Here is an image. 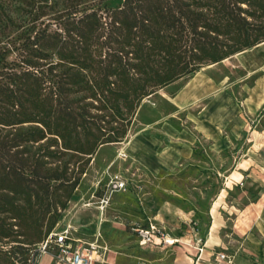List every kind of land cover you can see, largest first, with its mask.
I'll list each match as a JSON object with an SVG mask.
<instances>
[{"label": "trees", "instance_id": "trees-1", "mask_svg": "<svg viewBox=\"0 0 264 264\" xmlns=\"http://www.w3.org/2000/svg\"><path fill=\"white\" fill-rule=\"evenodd\" d=\"M106 1L0 14V264H37L79 182L63 156L123 141L146 98L264 42V0Z\"/></svg>", "mask_w": 264, "mask_h": 264}, {"label": "rangeland", "instance_id": "rangeland-1", "mask_svg": "<svg viewBox=\"0 0 264 264\" xmlns=\"http://www.w3.org/2000/svg\"><path fill=\"white\" fill-rule=\"evenodd\" d=\"M26 1L0 0V14L7 16L11 9L21 17ZM122 2L107 0L106 4L118 7ZM249 54L248 63L230 57L146 98L135 117H126L132 122L123 141L101 145L91 157L63 156L72 181L78 178L79 182L65 208L58 204L50 210L59 215L52 230L69 228L77 244L90 251L94 245L93 259H98L94 264H106V247L115 245L135 255L128 264H178V257L182 262L190 257L191 234L201 239L203 250L197 249L198 256L204 252L210 263L264 264V57ZM189 89L192 94L186 106L177 108L174 97ZM170 127L186 133L173 139L182 144L178 148L171 147ZM179 152L186 155L171 168L150 171L153 168L147 166L161 163L165 153ZM116 178L126 180L125 190H112ZM166 203L189 215L186 225L158 216ZM214 220H218L219 246L207 250ZM250 221L244 235L237 226ZM150 223L168 242L140 243L133 227ZM37 264L65 263L41 252Z\"/></svg>", "mask_w": 264, "mask_h": 264}, {"label": "crops", "instance_id": "crops-1", "mask_svg": "<svg viewBox=\"0 0 264 264\" xmlns=\"http://www.w3.org/2000/svg\"><path fill=\"white\" fill-rule=\"evenodd\" d=\"M250 51H253L254 52V55H258L260 54L261 56L264 57V42L249 49V50H246V51H243L241 53H239L238 55H236L235 57H240L239 59H241L242 62H249L251 61L250 57L251 55L249 54ZM222 62H225V61H222ZM192 94V90L189 89L187 91H182L180 92L177 96L174 97V103L175 105L177 106V108H184L187 104V101H188V95ZM168 128V127H166ZM169 130V129H168ZM169 134V136H171L172 140L170 141L172 144H171V147H174V148H178L180 145V142H179V145L178 143L175 142V140L173 141V139L175 138H184L186 136V133L183 132V129H181L180 127L178 128H172L170 127V133H167ZM178 146V147H176ZM142 150L144 151V148H142ZM150 151V150H149ZM187 152V151H186ZM147 153L148 150H147ZM150 154H153L150 152ZM184 153H174V155H171V153H165V157H160V160H161V163H156V162H153L152 164L151 163H148L147 166H151V169L150 171H158L159 169H166V168H171L174 164H176L177 161H179V159L185 157ZM166 158V159H165ZM158 216L160 218H163V219H174L176 221H178V223H181V224H184L186 225L187 224V220L189 219V215L183 211H181L180 209H178L177 207L173 206V205H170L169 203H166V204H163L158 212ZM213 217V215H211ZM261 218V216H260ZM214 219H216V216H214ZM242 219V216H240L239 218V221H241ZM217 223H218V220H214L212 226L210 227L209 229V235L207 236V240L205 242V247L207 250H209L210 248H214V247H217L219 246V236H218V227H217ZM263 224V222H260V224ZM250 224H252V221H250L249 223H246V225L244 226H237L240 230L241 228V232H243V234H248V231H249V228H250ZM248 226V227H247ZM243 227V228H242ZM120 228H123V226H121ZM188 230L189 233H191L192 230L190 229H186V231ZM263 230V228H262ZM179 237H182V236H179ZM191 240L190 239H187V244H188V247L192 248L191 249V252H190V257H188V260L185 259L183 260H179V257H178V264H219V263H215V262H212L210 263L211 261H206V255L204 256V252L201 256H198V244H196V239H197V236L194 234H191ZM195 237V238H194ZM248 239H249V236H248ZM175 241H179V239H174ZM124 247H122L121 245H115V246H108L106 247V249L108 251L104 252V255H105V263L106 264H128L127 263V260L129 258L131 259H135V255L131 254V253H128L126 252L124 249ZM134 257V258H133ZM48 260L49 257H48ZM223 264V263H221Z\"/></svg>", "mask_w": 264, "mask_h": 264}, {"label": "built area", "instance_id": "built-area-1", "mask_svg": "<svg viewBox=\"0 0 264 264\" xmlns=\"http://www.w3.org/2000/svg\"><path fill=\"white\" fill-rule=\"evenodd\" d=\"M111 184L113 191H122L127 188V182L123 178H116ZM133 229L137 232L142 245H161L164 241L168 242L166 236L152 223L146 227L135 225ZM77 242L79 241L72 236L69 228H66L61 232L53 231L39 245V249L42 253H52L65 264H94V260H98L93 259V255L97 252L94 245H91L94 251H90ZM200 242L201 239H196L198 250L202 251Z\"/></svg>", "mask_w": 264, "mask_h": 264}, {"label": "bare ground", "instance_id": "bare-ground-1", "mask_svg": "<svg viewBox=\"0 0 264 264\" xmlns=\"http://www.w3.org/2000/svg\"><path fill=\"white\" fill-rule=\"evenodd\" d=\"M238 54H239V53H238ZM238 54H236V55H238ZM236 55H234L233 57H235ZM240 57H241V56H240ZM227 60H228V59H226V60H224V61H227ZM212 66H213V65H211V66H209V67H212ZM209 67H208V68H209Z\"/></svg>", "mask_w": 264, "mask_h": 264}]
</instances>
